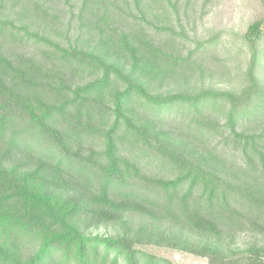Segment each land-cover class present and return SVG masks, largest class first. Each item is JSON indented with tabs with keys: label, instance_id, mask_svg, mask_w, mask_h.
Instances as JSON below:
<instances>
[{
	"label": "trees",
	"instance_id": "16d2710c",
	"mask_svg": "<svg viewBox=\"0 0 264 264\" xmlns=\"http://www.w3.org/2000/svg\"><path fill=\"white\" fill-rule=\"evenodd\" d=\"M51 1L0 0V264H176L143 245L264 264V245L231 247L264 235L259 23L237 35L234 84L162 92L226 43L175 44L196 0H65L72 42L38 26Z\"/></svg>",
	"mask_w": 264,
	"mask_h": 264
},
{
	"label": "rangeland",
	"instance_id": "374dc122",
	"mask_svg": "<svg viewBox=\"0 0 264 264\" xmlns=\"http://www.w3.org/2000/svg\"><path fill=\"white\" fill-rule=\"evenodd\" d=\"M203 0H196L185 13L180 11L179 24L183 33L190 38V41L184 42L179 40L175 44L182 47L184 51H188L194 45L193 41H201L208 38L215 32L222 33V37H226V43L219 45L216 52L205 53L202 60L203 72L195 70L193 76L181 78L179 80L165 82L157 86L162 92L186 90L187 92L196 91L201 88L226 89L231 84H234L237 77L234 75L235 69L244 65L246 60L245 50L239 49V40H236L237 35L244 33L251 23H259L260 28L264 31V0H210L206 5ZM52 2V3H51ZM50 3V15L45 20H40L38 26H44L45 31L57 29L59 38L62 42H72L78 33V16L76 9H69L65 0H53ZM120 7H123L121 5ZM134 12V11H133ZM133 12H128L127 9L121 8L114 24L120 25L119 17L125 18L133 27L135 19ZM127 22L123 26H128ZM37 28H36V27ZM38 26L33 25L38 29ZM43 29V28H40ZM68 29L67 34L65 33ZM156 38L164 39V34H156ZM160 35V36H159ZM58 37V35H56ZM180 38V37H178ZM28 50L32 48L27 46ZM227 67V68H226ZM230 70L232 74L221 75V71ZM233 82V83H232ZM131 222L134 221V217ZM93 232L102 233L105 230L98 227L92 230ZM199 236L195 235L196 240ZM249 244L264 245V235L242 233L235 237L233 248H244ZM143 248L156 255L165 257L176 264H207L206 258L192 254L185 250L157 247L153 245H143Z\"/></svg>",
	"mask_w": 264,
	"mask_h": 264
}]
</instances>
